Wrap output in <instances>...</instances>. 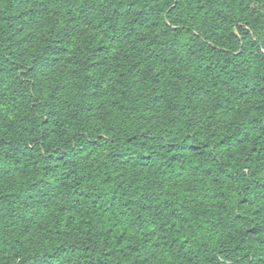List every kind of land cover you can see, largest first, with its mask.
<instances>
[{
	"label": "trees",
	"instance_id": "1",
	"mask_svg": "<svg viewBox=\"0 0 264 264\" xmlns=\"http://www.w3.org/2000/svg\"><path fill=\"white\" fill-rule=\"evenodd\" d=\"M31 1L0 0V94L17 105L0 264H264V0H52L72 8L61 24ZM38 17L45 57L72 30L108 37V100L89 90L93 43L65 91L37 87L21 21Z\"/></svg>",
	"mask_w": 264,
	"mask_h": 264
},
{
	"label": "rangeland",
	"instance_id": "2",
	"mask_svg": "<svg viewBox=\"0 0 264 264\" xmlns=\"http://www.w3.org/2000/svg\"><path fill=\"white\" fill-rule=\"evenodd\" d=\"M31 7H35L37 10H39V15H48V14H52V15H57L60 18V23L64 22L65 17L68 15L66 13L67 10H71L68 6L67 7H61V8H55V6L52 3V0H32L30 3ZM30 5H28V7H30ZM74 17L75 20H79V18L76 16L75 12L76 9L74 7ZM70 11V12H73ZM36 19V20H35ZM33 20H24L23 22L21 21V26H22V30L21 32L24 35V40L27 43V48H24L23 52L25 53H29L28 55H32L34 57H43V53H42V48L44 47L45 44H41V46L34 44V42L36 41L37 37L40 35V32L44 29L43 25L41 22H45L46 20H42L39 17L35 18ZM107 24V23H106ZM75 26V24H74ZM69 27V26H68ZM71 27V26H70ZM90 29H88V33L90 34L88 38H84V35H81L82 32H80V30H72V35H70V39H75L77 41H80L79 43H77L74 47L72 48H67V47H62L59 48L58 50H54V49H48L47 50V54L46 57L44 56V59L39 61L38 64L35 66V68L33 69V73L31 74L32 77H36L37 81V87L42 89V91L45 92H53V94L55 93H60L65 91V89L67 88L68 84L70 83L71 79H69L68 77L72 76V73H74L75 71V67L73 65V63H75L77 65L76 60H74V62L70 61V59H72L74 56H76V52L80 51L82 45L86 44L87 46H89L91 43H93V45H95V49L97 51L98 47V51L94 53V58L97 62V66L94 67V71L96 72L97 76H94L93 78L96 79L95 81L92 82V85H90V92L91 89H94L95 94L97 95L96 97H99L102 99V101H106L108 100V98L110 97V92L113 90H116L118 85L114 83V81H112L111 76L108 77V79L110 80H106L105 82H101L99 80V75L101 73H103V70L108 68V64L110 63L107 59H105L104 57L110 56V57H115L114 55L111 54V51L106 49V47L108 46L109 41L107 40V38L103 37V34L101 32L100 29H94L89 27ZM108 29H110L108 27ZM92 37L95 38V41H92ZM28 39H31L30 42H32V44L28 43ZM82 40V41H81ZM89 40H91L92 42H90ZM29 46V47H28ZM114 46L111 45L110 48H113ZM117 47L114 48V53L117 54V56L121 55V57L124 58L123 62H125V53L124 50H120L117 49ZM261 53H264V49H261ZM52 59V61L54 60L56 63H64V65H66L65 67V72L63 71V67L62 69L58 72H56V68L53 67V65H51L49 63V61ZM51 61V62H52ZM70 61V62H69ZM17 77L20 76V74H16ZM161 75H158L157 78H160ZM47 83V90L45 88H43L42 84ZM98 83V84H97ZM9 84V85H8ZM12 82H8L5 83L4 85L8 91H13L14 88ZM149 85H147V91H151V89L148 87ZM163 84L159 83L157 87H162ZM58 105H57V111H59V107L61 106V104H63L64 100L60 99L58 100ZM17 107V105H14V103L10 100V98L8 96H4L2 94H0V126L2 130H5L7 128L8 125V117L11 116V114H13L14 109ZM62 107V106H61ZM6 110L7 113V117L6 119L2 117V110ZM5 219L3 218V221ZM3 221L0 222V224H3Z\"/></svg>",
	"mask_w": 264,
	"mask_h": 264
}]
</instances>
